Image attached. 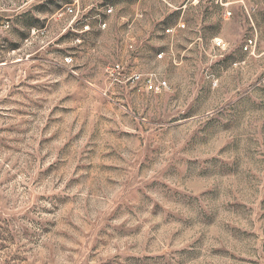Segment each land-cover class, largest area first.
Returning <instances> with one entry per match:
<instances>
[{"label": "rangeland", "instance_id": "374dc122", "mask_svg": "<svg viewBox=\"0 0 264 264\" xmlns=\"http://www.w3.org/2000/svg\"><path fill=\"white\" fill-rule=\"evenodd\" d=\"M74 2L0 0V264H264V0Z\"/></svg>", "mask_w": 264, "mask_h": 264}, {"label": "built area", "instance_id": "2783aa9c", "mask_svg": "<svg viewBox=\"0 0 264 264\" xmlns=\"http://www.w3.org/2000/svg\"><path fill=\"white\" fill-rule=\"evenodd\" d=\"M67 11L69 13H71V15L73 16V20L71 21V26L72 28L79 33H83L86 32L87 30L90 29V24H89V18L88 17H84L83 12L78 8V2L75 1L72 5H70L67 8ZM112 11L111 7H108L107 9H105V13H110ZM98 17V23L100 24L101 27H105L106 23L104 21L101 20L100 15H97ZM181 26H183V24H181ZM76 27H79L78 29H76ZM173 29L172 28H166L164 31L166 33L171 32ZM158 57L161 58L162 57V53L158 54ZM71 58H66V61L70 60ZM116 69H119V64H115L112 67V70L115 71ZM136 73V72H135ZM147 87L149 89L153 88V84L151 83L150 80H147Z\"/></svg>", "mask_w": 264, "mask_h": 264}, {"label": "crops", "instance_id": "0c3cea01", "mask_svg": "<svg viewBox=\"0 0 264 264\" xmlns=\"http://www.w3.org/2000/svg\"><path fill=\"white\" fill-rule=\"evenodd\" d=\"M74 1H77L78 2V0H74Z\"/></svg>", "mask_w": 264, "mask_h": 264}]
</instances>
